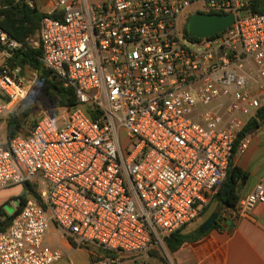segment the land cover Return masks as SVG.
Returning a JSON list of instances; mask_svg holds the SVG:
<instances>
[{
	"label": "built area",
	"instance_id": "built-area-1",
	"mask_svg": "<svg viewBox=\"0 0 264 264\" xmlns=\"http://www.w3.org/2000/svg\"><path fill=\"white\" fill-rule=\"evenodd\" d=\"M253 2L50 1L61 19L42 20L41 60L78 105L43 112L29 137L0 146V190L47 183V208L29 200L0 232V264L60 263L63 251L46 242L51 223L77 248L140 256L200 219L264 107V13H251ZM191 6L234 14L235 23L193 39L180 23ZM0 46L2 114L26 90L20 70L2 66L22 45L0 29ZM263 204L264 177L229 213ZM115 263L100 256L93 264Z\"/></svg>",
	"mask_w": 264,
	"mask_h": 264
},
{
	"label": "trees",
	"instance_id": "trees-1",
	"mask_svg": "<svg viewBox=\"0 0 264 264\" xmlns=\"http://www.w3.org/2000/svg\"><path fill=\"white\" fill-rule=\"evenodd\" d=\"M251 13H264V0H254L251 7ZM0 14V29L11 39L19 42L22 45L21 48L12 52L11 56L2 63V66L8 67L11 70L19 69L21 74H23L27 69L38 72L39 83L43 88V91L47 94V96H49L50 102H57L58 106L54 107V115L60 108L76 107L78 102L74 89L71 87H66L64 81L60 77L45 68L41 60L42 49L40 45L35 46L31 44V40H33L38 35L40 36L41 23L44 17L61 19V15L57 9L53 8L50 5V2L47 6V10L44 11L38 5L37 0H0ZM189 19L187 20V24ZM185 32L188 36L194 39V37L188 33L187 26L185 27ZM8 102L9 99L7 97L0 95V103L2 105H6ZM85 110L92 119L97 118V114L93 110L92 106H87ZM53 112H51L52 115ZM28 115L29 112H25V116ZM37 121L38 120L34 119L32 123L27 126V123H25L23 120L16 116H12L8 123V144L4 147H8L10 141L17 136L29 137ZM262 125H264V107L259 110L257 118L252 120L244 128L243 132L240 134V137L251 133ZM237 143L233 149V157L237 153ZM247 180L248 173L235 166L231 160L226 178L219 187V190L216 196L213 198V201H217L220 208L222 209H236L241 198L240 190ZM23 186L26 194L25 196L21 195L18 197L19 207L16 209L15 213L12 216H9L3 210H0V232L7 231L9 229L14 216L24 208L30 196L42 207L45 209L47 208L46 202L40 196V192L43 190H38L37 184L35 185L32 182H26ZM226 186L228 187V190L226 195H224ZM217 214H219V211H217ZM221 227L222 225L220 224V220L217 217L214 225L209 231L213 229H221ZM182 230L176 231L164 239L166 247L170 251H177L187 243L199 241L209 232L207 231L206 233H202L201 226L198 227L194 232L190 233H183ZM100 252L101 254L105 255V257L114 258V254L111 252L104 250H101ZM150 256L154 258L159 257L157 253L155 255L151 254Z\"/></svg>",
	"mask_w": 264,
	"mask_h": 264
},
{
	"label": "crops",
	"instance_id": "crops-1",
	"mask_svg": "<svg viewBox=\"0 0 264 264\" xmlns=\"http://www.w3.org/2000/svg\"><path fill=\"white\" fill-rule=\"evenodd\" d=\"M248 136L250 144L247 150L242 154L236 153L232 160L235 166L248 173V180L240 190V197L250 193L264 177V125L248 133ZM15 187L18 186L0 190V210L4 211V206L13 199L19 202L22 189L13 193L12 188ZM223 211L228 215L222 217ZM217 217L222 225L221 229H213L199 241L187 243L177 251L167 248L169 255L158 254L159 257L155 258L157 263L264 264V204L246 214L237 215L229 213V208H223ZM192 225L182 232H194L197 228L186 231ZM46 242L63 251V259L58 264H93L102 255L98 247L77 248L76 240L53 223L49 227Z\"/></svg>",
	"mask_w": 264,
	"mask_h": 264
},
{
	"label": "rangeland",
	"instance_id": "rangeland-1",
	"mask_svg": "<svg viewBox=\"0 0 264 264\" xmlns=\"http://www.w3.org/2000/svg\"><path fill=\"white\" fill-rule=\"evenodd\" d=\"M50 1L51 0H37L38 5L44 11L47 10V6ZM196 9L197 6H191L186 9L185 13L181 16L180 23L183 24L184 27L187 26V20L190 17L196 15ZM39 39L40 38L38 35L33 40H31V43L35 46H38ZM19 78L22 80V85L26 90V97L20 103L15 104L13 107H11L9 111H5L0 114V146L3 147L8 144V123L12 116L20 118L25 123H27V126H29V124L32 123L34 119L38 120V118L43 112L51 113L54 111V107L58 106L56 101H54V103L50 102L49 96H47V94L43 91V88L39 83L38 72L31 69H27L24 71L23 74H21V72L19 71ZM25 112H29V115L25 116ZM32 183L38 185V190H47V183L42 179H35L32 181ZM20 189H22L20 196H25L26 191L24 190V186L12 188V191L13 193H17ZM28 199L32 200L33 198L30 196ZM212 201L213 199L211 200V202ZM211 202L203 209L200 219L191 227H189L186 231H190L202 226L203 223H205L211 217L212 214L217 213V211L220 212L222 210L217 201H213L212 203ZM18 207L19 202L13 199L4 206V211L7 215L12 216ZM156 253L160 256L161 254L169 255V251L164 241L159 243H153L149 247L147 252L140 256L114 254V259L116 262L115 264H158V260L150 256L151 254L155 255ZM101 256L105 257V255L103 254Z\"/></svg>",
	"mask_w": 264,
	"mask_h": 264
},
{
	"label": "water",
	"instance_id": "water-1",
	"mask_svg": "<svg viewBox=\"0 0 264 264\" xmlns=\"http://www.w3.org/2000/svg\"><path fill=\"white\" fill-rule=\"evenodd\" d=\"M235 23L234 14H196L192 16L187 24L188 33L196 38L204 39L210 38L215 35L223 33L229 29ZM228 187H225L224 195H226ZM217 213L211 215V217L203 223L201 226V232L206 233L209 231L214 222L216 221Z\"/></svg>",
	"mask_w": 264,
	"mask_h": 264
}]
</instances>
